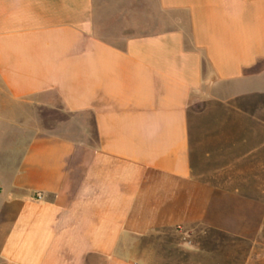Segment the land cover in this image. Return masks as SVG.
<instances>
[{
	"label": "crops",
	"instance_id": "obj_1",
	"mask_svg": "<svg viewBox=\"0 0 264 264\" xmlns=\"http://www.w3.org/2000/svg\"><path fill=\"white\" fill-rule=\"evenodd\" d=\"M239 246L264 264V0H0V264Z\"/></svg>",
	"mask_w": 264,
	"mask_h": 264
},
{
	"label": "rangeland",
	"instance_id": "obj_2",
	"mask_svg": "<svg viewBox=\"0 0 264 264\" xmlns=\"http://www.w3.org/2000/svg\"><path fill=\"white\" fill-rule=\"evenodd\" d=\"M243 250H244V248H242V247H240L239 246V249H238V254H239V260H238V264H245V261H244V259H241V255H242V253H243ZM223 252V251H222ZM225 252V251H224ZM226 258H225V253H223V255H222V253H221V260H220V262H218L217 264H224L225 262H227L226 260H225ZM234 261V260H233Z\"/></svg>",
	"mask_w": 264,
	"mask_h": 264
}]
</instances>
